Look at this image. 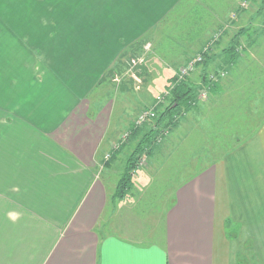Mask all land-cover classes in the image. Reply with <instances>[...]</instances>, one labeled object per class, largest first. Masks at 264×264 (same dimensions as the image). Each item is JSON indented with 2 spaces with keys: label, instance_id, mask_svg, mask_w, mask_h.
Listing matches in <instances>:
<instances>
[{
  "label": "crops",
  "instance_id": "obj_1",
  "mask_svg": "<svg viewBox=\"0 0 264 264\" xmlns=\"http://www.w3.org/2000/svg\"><path fill=\"white\" fill-rule=\"evenodd\" d=\"M205 1L51 2L56 17L47 23L60 24L53 37L28 20L25 32L5 31L0 16V264H264V126L240 150L238 177L231 181L220 159L178 186L156 239L102 230L109 205L126 198L103 176L117 141L115 104L126 90L117 91L114 74L150 44L140 71L146 84L159 82L161 64L171 82L208 39ZM183 6L196 54L173 40L169 57L157 30ZM210 65L189 81L206 88Z\"/></svg>",
  "mask_w": 264,
  "mask_h": 264
},
{
  "label": "rangeland",
  "instance_id": "obj_2",
  "mask_svg": "<svg viewBox=\"0 0 264 264\" xmlns=\"http://www.w3.org/2000/svg\"><path fill=\"white\" fill-rule=\"evenodd\" d=\"M60 1L0 0V16L4 15L6 19L5 31H18L14 28L20 26L21 32H25L30 29L28 20L33 23L35 32H49V37L56 36L60 33V24L55 25L52 21V24L47 23L51 17L56 16L50 14L52 13L50 8L48 13L46 4ZM245 1L248 4L244 5ZM205 2L207 9L199 8L205 12L202 19L209 28L203 36L208 39L195 57L202 55L204 61L206 57L209 58V64L213 69L211 73L216 74L214 79L224 82L222 89L215 94H209L200 86L202 98L197 101L199 109L193 112L195 108L187 114L173 131L166 128L163 131L159 130L158 143L153 154L149 156L144 154L133 173L132 189L122 203L117 199L115 207L109 205L102 224L105 226L102 228L105 233L110 230H124L136 239L144 237L147 241L156 239L154 236L161 234L160 230L166 217L165 210L172 205L170 198L178 186L220 159L226 160L229 166L230 180L238 177L236 164L240 153L243 155L240 150L245 148L247 146L245 143L264 126V0ZM183 8L185 7H182L178 15L176 13L171 16L170 21H173V24L171 26L170 23L167 24L171 30L169 27L162 28L163 31L157 30L160 35L166 37L164 40L167 39L164 52L169 57H174L170 48L173 40L174 43H182V49L186 51L187 56L196 54L193 44L195 42L196 46L199 41L194 39L196 35L194 23L188 19L189 9ZM27 11L31 12V17H28ZM14 17L18 24L14 22L15 20H10ZM200 25L202 27V24ZM187 31L192 35H185ZM155 33L150 34L148 40ZM233 39H236L238 44L240 58L235 67H228L223 62V53L231 47ZM57 41L58 38L55 39V42ZM150 49L151 46L148 44L145 47L146 54L133 56L121 72L114 74L112 80L118 92L124 88L126 90L122 92L124 99L118 98L115 104L111 122L110 134L112 138H117V141L112 147L113 151L107 155L110 165L105 168L103 174L111 185H118L129 157L145 134L155 128L154 120L158 118L156 110L168 104L165 96L170 82L167 78L173 74L170 69L161 64V68L158 69L162 71L157 70L154 74L159 82H154V85L146 84L142 76L144 72H140L146 65V55ZM142 59L144 64L139 65ZM199 68L200 65L197 70ZM221 73H224L223 77L220 76ZM130 74L137 75L143 80L144 85L141 89L135 87ZM192 75L193 73L189 76ZM125 85L126 87H123ZM111 90L115 91L114 88ZM153 100L155 101L152 105L142 109ZM146 109H154L156 118L137 127L135 120ZM132 129L140 131L133 135ZM125 135L127 137L122 138Z\"/></svg>",
  "mask_w": 264,
  "mask_h": 264
},
{
  "label": "trees",
  "instance_id": "obj_3",
  "mask_svg": "<svg viewBox=\"0 0 264 264\" xmlns=\"http://www.w3.org/2000/svg\"><path fill=\"white\" fill-rule=\"evenodd\" d=\"M233 39L231 47L226 49L223 53V62L228 67H235L239 61V54L237 51L238 44ZM209 63V58L206 57L205 61L200 65V67L206 66ZM216 75V74H213ZM212 73L205 74L204 78H202V83L206 84L207 87L204 88L208 91L209 94H215L218 91H221L222 85L221 81L214 80L211 78ZM185 77L183 80H178V77L175 76L169 86H167L166 91L167 96L166 99L168 100L167 105L158 106L157 111V119L154 120V127L149 131V133L145 134L142 141L139 143L135 151L129 157L125 172L119 181L115 197L119 199L125 198L129 191L133 187V173L136 167L139 165L140 161L143 158L144 154L152 155L154 152V147L158 143L157 135L160 131L166 129H170L173 131L179 125V122L183 120V118L190 114L191 111L199 109L197 106V101L201 100V93L199 87L193 85L189 79ZM133 135H136L140 130L132 129L131 130ZM110 165V162H106L105 166L107 167Z\"/></svg>",
  "mask_w": 264,
  "mask_h": 264
},
{
  "label": "built area",
  "instance_id": "obj_4",
  "mask_svg": "<svg viewBox=\"0 0 264 264\" xmlns=\"http://www.w3.org/2000/svg\"><path fill=\"white\" fill-rule=\"evenodd\" d=\"M246 4H248L247 1L244 2V5H246ZM143 62H144V60L142 59L139 65L144 64ZM203 62H204V57L202 55H199V56L195 57L194 59L189 60L179 70V72L177 74L178 80L179 81L183 80L185 77H187V76L191 75L192 73L196 72L197 67L199 65H201ZM133 63H135V62L133 61ZM135 66H137V65H135ZM132 68H134V65H132ZM130 76H131V79L134 82L135 87H138L139 89H141V87L144 85L143 80L139 76L134 75V74H130ZM215 76L216 75H212L211 78L214 79ZM220 76L223 77L224 73H221ZM214 80H217V78L214 79ZM154 118H156V113H155L154 109H146L137 117V119L135 120V125L137 127H140L144 123H146V122H148V121H150V120H152ZM126 137H127V135L123 136L122 138H126ZM108 158L109 157L106 156V160H108Z\"/></svg>",
  "mask_w": 264,
  "mask_h": 264
}]
</instances>
